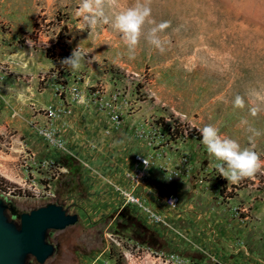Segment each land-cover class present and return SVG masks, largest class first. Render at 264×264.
<instances>
[{
	"label": "rangeland",
	"instance_id": "rangeland-1",
	"mask_svg": "<svg viewBox=\"0 0 264 264\" xmlns=\"http://www.w3.org/2000/svg\"><path fill=\"white\" fill-rule=\"evenodd\" d=\"M79 3L0 0V198L17 222L49 204L79 216L49 236L56 252L45 264H264V167L228 182L200 134L210 124L249 147L255 128L264 161V0H151L152 18L170 21L164 51L142 36L134 59L110 25L79 29ZM78 46L88 55L70 70L62 61ZM76 130L118 139L104 159L125 166L121 188L143 169L137 155L149 161L135 191L159 222L90 185L83 163L98 166L102 152L72 150Z\"/></svg>",
	"mask_w": 264,
	"mask_h": 264
},
{
	"label": "clouds",
	"instance_id": "clouds-1",
	"mask_svg": "<svg viewBox=\"0 0 264 264\" xmlns=\"http://www.w3.org/2000/svg\"><path fill=\"white\" fill-rule=\"evenodd\" d=\"M150 4L151 0H133L128 6H123L121 0H80L76 10L81 21L79 29H88L90 32L98 24L110 25L121 34L130 59L135 58L142 36L147 44L163 52L166 41L161 39L160 34L170 27V21L157 22L153 19ZM28 43L31 44L30 41ZM87 55L78 46L62 64L70 70H78L81 63L86 61ZM232 103L235 108L245 107V99L241 95H236ZM249 111L252 116H256L259 109L251 107ZM241 124H247V121L243 120ZM247 131L251 133L248 138L250 146L242 147L236 140L221 135L220 130L213 125H205L200 129L201 143L207 153L216 159L215 167L219 175L228 182L238 183L252 177L264 167V161L255 151L254 142L261 132L252 127H248Z\"/></svg>",
	"mask_w": 264,
	"mask_h": 264
},
{
	"label": "water",
	"instance_id": "water-1",
	"mask_svg": "<svg viewBox=\"0 0 264 264\" xmlns=\"http://www.w3.org/2000/svg\"><path fill=\"white\" fill-rule=\"evenodd\" d=\"M15 207L0 198V264H45L56 252L49 236L78 223V214H70L62 206H47L22 213L20 222L14 217Z\"/></svg>",
	"mask_w": 264,
	"mask_h": 264
},
{
	"label": "crops",
	"instance_id": "crops-1",
	"mask_svg": "<svg viewBox=\"0 0 264 264\" xmlns=\"http://www.w3.org/2000/svg\"><path fill=\"white\" fill-rule=\"evenodd\" d=\"M72 132L70 134H73V135L69 139V145H70V148H72V150H75L78 148V149H84L87 151L91 147L95 146V144H97L96 148L97 149L99 148L98 150L102 152V158L100 160L101 162L98 166L92 165L90 161L83 163L89 169L87 177H88V180L90 181V185L92 184L97 185L100 182V183H103L104 185L110 186L109 188L115 192L116 187H121L120 181L116 179L117 178L116 176H118L116 173H118V170L122 168L125 169V166L117 164L115 161L114 162L105 161L104 158L108 154L110 155L111 151L116 150L115 148H117L118 144H120L118 139H116L114 135L109 134L111 132L109 130L107 132L103 130H100V131L76 130ZM120 148H122V146H120ZM89 158L91 157L89 156ZM127 175H125L123 178H126ZM76 207L80 208L78 207V205H76L74 208Z\"/></svg>",
	"mask_w": 264,
	"mask_h": 264
},
{
	"label": "built area",
	"instance_id": "built-area-1",
	"mask_svg": "<svg viewBox=\"0 0 264 264\" xmlns=\"http://www.w3.org/2000/svg\"><path fill=\"white\" fill-rule=\"evenodd\" d=\"M136 161L138 165H141L143 167L142 170H134L131 174L128 175L129 182L132 185V189L128 190L126 188L116 187V191L123 197L125 202L129 205H132L139 210H142L145 214L149 216V219H152L156 222L160 221L159 216L151 210L149 207L146 206L144 202V198L136 194V188L139 186V184L144 180L146 177L145 169L149 166V161L140 155L136 156ZM165 205L169 208H174L179 203V198L175 196L174 194L169 195L164 199ZM171 202V203H170Z\"/></svg>",
	"mask_w": 264,
	"mask_h": 264
},
{
	"label": "trees",
	"instance_id": "trees-1",
	"mask_svg": "<svg viewBox=\"0 0 264 264\" xmlns=\"http://www.w3.org/2000/svg\"><path fill=\"white\" fill-rule=\"evenodd\" d=\"M14 219L19 218V214L17 213L16 209L14 210ZM141 229H143L144 231H147L146 228H144L143 226H140Z\"/></svg>",
	"mask_w": 264,
	"mask_h": 264
}]
</instances>
